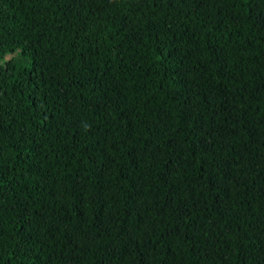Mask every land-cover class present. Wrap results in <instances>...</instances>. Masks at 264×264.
<instances>
[{"label": "trees", "instance_id": "1", "mask_svg": "<svg viewBox=\"0 0 264 264\" xmlns=\"http://www.w3.org/2000/svg\"><path fill=\"white\" fill-rule=\"evenodd\" d=\"M0 264H264V0H0Z\"/></svg>", "mask_w": 264, "mask_h": 264}]
</instances>
